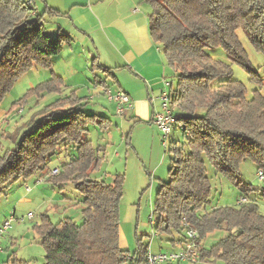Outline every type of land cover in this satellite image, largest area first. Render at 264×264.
<instances>
[{
	"label": "trees",
	"instance_id": "trees-1",
	"mask_svg": "<svg viewBox=\"0 0 264 264\" xmlns=\"http://www.w3.org/2000/svg\"><path fill=\"white\" fill-rule=\"evenodd\" d=\"M140 1L151 7L149 35L176 73L170 105L181 112L175 117L186 140L185 152L183 144L176 141L168 149L173 154L169 180L161 182L156 192L155 228L170 235L172 245L193 242L204 264H264V215L248 197L256 189L238 176L245 159L264 176V96L256 92L246 99L243 83L230 77L231 65L205 51L221 47L232 62L248 68L247 53L237 35L241 29L251 46L264 55V0ZM71 40L60 29L49 35L43 16L24 0H0V102L34 64L50 68L51 59ZM91 66L110 73L96 56ZM63 85V78L54 75L14 105L31 95L59 93ZM83 102L75 91L57 98L50 105L57 116L45 115L22 132L14 147L0 150V196L10 184L44 170L50 157L62 148L71 145L76 151L48 179L53 183L70 180L84 195L82 222L64 218L53 224L42 216L32 225L40 236L45 264H120L129 257L119 246L122 175H116L110 184L89 178L102 157L94 154L86 138L87 125L106 127L107 118L84 112ZM204 156L247 201L201 212L211 196ZM189 229L196 231L192 239L186 235ZM219 230L226 231L223 237L208 246L202 244ZM174 232H184V236L175 238ZM147 248L138 239L133 253L136 264H145ZM9 264L30 262L11 258Z\"/></svg>",
	"mask_w": 264,
	"mask_h": 264
},
{
	"label": "rangeland",
	"instance_id": "rangeland-1",
	"mask_svg": "<svg viewBox=\"0 0 264 264\" xmlns=\"http://www.w3.org/2000/svg\"><path fill=\"white\" fill-rule=\"evenodd\" d=\"M137 2H140L137 7L149 16L150 5L140 0ZM63 3L64 0H50L48 6L54 8ZM75 10L71 12L72 16L76 14ZM38 11L43 16L47 33H50L51 26L63 24L68 20L59 16L60 14L46 11L42 4L38 5ZM69 24H73V21L69 20ZM80 33L72 34L71 45L65 44L59 56L56 55L51 59L50 68L34 64L19 76L5 93L0 102V150L3 152L14 147L22 132L28 131L34 122L40 121L45 115L53 113L50 108L51 103L75 91L76 95L83 98L84 112L107 118L106 127L99 124L87 125L86 138L90 140L94 154L96 155L97 152L102 157L99 168L91 171L89 178L101 179L110 184L116 175L123 177V193L118 205L119 246L132 255L138 245V239H141L153 253L168 252L174 249V245L168 241L170 235L155 228L158 213L154 211V200L157 184L169 180L168 169L173 155L168 150L171 142L183 144V150L186 151L184 145L186 140L181 132V123L176 121L172 126L165 146L159 130L154 127L152 134L150 129L152 124L149 121L143 120V124L138 123L134 126L133 115L117 113L116 103L108 96L114 95L120 87L100 69H92L93 55L88 54L87 47L84 52L83 45L81 46L79 41ZM237 35L247 53L248 68L232 62L221 47L206 48L205 51L214 59L231 65L230 77L243 83L246 99H251L256 92L264 96V55L251 46L241 29L237 30ZM69 62H74L78 70L74 75L69 72L71 68ZM172 70L170 67L167 69V80L175 88L177 79L176 73ZM54 75H60L64 80L59 93L31 95L19 105H14L30 89ZM119 76L126 81L129 80L125 73ZM216 80L214 79V82ZM157 106L160 108L159 101ZM199 111L202 113V110ZM173 113L177 117L181 114L176 108L173 109ZM54 115L57 116L58 113H53ZM123 120L127 124L130 122L126 130L122 129ZM75 154V149L68 145L50 157L44 170L25 180L21 178L4 189L0 196V227L5 221L12 219L10 227L0 237V264H9L11 258L27 260L30 264H45L44 251L38 244L40 236L32 230V225L40 221L42 216H47L53 224L64 218H71L78 224L82 222L84 195L77 191L75 184L70 180L64 183H53L48 180L53 168H59ZM203 159L206 175L211 184V196L209 203L201 212L216 207L236 205L240 199V192L236 186L216 169L207 157L204 156ZM39 174L42 175L40 181L37 180ZM238 176L243 182L256 189L255 192L249 193L248 197L255 201L259 212L264 215V181L259 179L254 163L249 159L243 160L239 165ZM26 187L30 188V192L26 191ZM24 196L28 199L19 200ZM225 233V230L216 231L212 238H219ZM183 236L184 232L173 233L175 238ZM120 264L128 263L124 261ZM182 264L186 263L182 262Z\"/></svg>",
	"mask_w": 264,
	"mask_h": 264
},
{
	"label": "crops",
	"instance_id": "crops-1",
	"mask_svg": "<svg viewBox=\"0 0 264 264\" xmlns=\"http://www.w3.org/2000/svg\"><path fill=\"white\" fill-rule=\"evenodd\" d=\"M24 1L32 3V8H34L36 14H39L38 5L42 4L46 11L50 13L51 11L54 13V10L58 11L59 16L68 19L63 24L58 23L51 26L48 34H56L60 29L72 39V34L76 35L81 32L79 41L81 42L80 45H83L84 52L87 47L88 54H92L93 57L96 56L102 67L109 68V74L100 68L98 69L107 74V77L112 78L115 84L118 83L120 87L118 91L124 92L130 98L132 107L125 109L123 114L130 113L134 116V126L138 123L143 124V120H146L152 124L150 126L152 134L155 128L158 130V127L152 122V116L155 112L159 113L161 110L157 106L159 101L157 97L162 90V80L167 79V69L169 67L162 48L149 35L148 16L142 9L137 7L140 2H137V0H64L63 5L51 8L48 6L50 0ZM67 8H69L68 12L66 11ZM74 9H76V14L72 16L71 12ZM69 20H72L73 24L70 25ZM70 49L74 50L71 47ZM68 65L71 66L70 74H76L78 70L74 62H69ZM122 73H125L129 80L122 79L119 76ZM128 124L123 120L121 122L122 129L126 130ZM55 169L57 168H53L52 171ZM41 176L39 174L37 180L40 181ZM37 180L36 182H38ZM160 183L156 186V192ZM26 191L30 192V188L27 189L26 187ZM26 199L28 198L25 196L19 198V200ZM213 234L207 236L202 244L208 246L219 239L212 238L214 237ZM187 245L188 243H177L173 246L174 249L169 251H178ZM126 262L136 264L134 255L129 254ZM182 262L189 264L186 261L172 263L182 264Z\"/></svg>",
	"mask_w": 264,
	"mask_h": 264
},
{
	"label": "built area",
	"instance_id": "built-area-1",
	"mask_svg": "<svg viewBox=\"0 0 264 264\" xmlns=\"http://www.w3.org/2000/svg\"><path fill=\"white\" fill-rule=\"evenodd\" d=\"M27 5L28 7H32L31 2L27 3ZM172 95L173 87L171 82L164 78L162 81V90L157 97L160 101L161 110L159 113L155 112V114H153L152 122L156 125V127H158L161 140L165 146L167 145L166 140L171 132V128L176 123V117L170 105ZM108 98L116 103L117 113L119 114H123L125 109H130L132 107L130 98L124 92L117 91L114 95L109 94ZM57 171L58 170L55 169L51 172V174H56ZM258 177L260 180L264 181V176L261 173H258ZM245 201H247L246 198H240L238 203ZM11 219L12 218L5 221L0 227V237L3 232L10 227ZM186 235L189 239H192L196 236V231L189 229L186 231ZM146 253L145 264H169L176 261H186L189 264L204 263L201 261L199 251L193 242L188 243L185 248L178 251L152 253L149 249H147Z\"/></svg>",
	"mask_w": 264,
	"mask_h": 264
}]
</instances>
